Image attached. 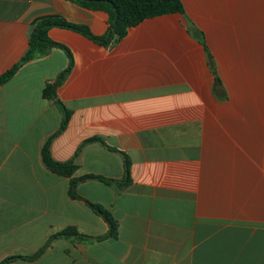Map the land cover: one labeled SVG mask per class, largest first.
I'll return each instance as SVG.
<instances>
[{
  "label": "crops",
  "instance_id": "crops-1",
  "mask_svg": "<svg viewBox=\"0 0 264 264\" xmlns=\"http://www.w3.org/2000/svg\"><path fill=\"white\" fill-rule=\"evenodd\" d=\"M184 13L144 20L122 40L70 29L48 37L73 68L57 90L72 111L51 144L77 193L118 222L116 237H59L42 257L9 264H264V0H181ZM60 17L97 37L105 11L70 0H0V76L30 50L37 20ZM60 48L0 86V263L31 257L74 228L108 224L70 196L42 150L63 113L43 91L68 68ZM101 138L106 146L85 143Z\"/></svg>",
  "mask_w": 264,
  "mask_h": 264
},
{
  "label": "trees",
  "instance_id": "trees-1",
  "mask_svg": "<svg viewBox=\"0 0 264 264\" xmlns=\"http://www.w3.org/2000/svg\"><path fill=\"white\" fill-rule=\"evenodd\" d=\"M81 7L88 8L91 10L105 11L110 16V29L108 33L103 37L94 36L88 27L83 25L72 24L60 17H46L37 20L35 23L34 31L31 36L30 50L22 58V60L15 65L12 69L8 70L0 76V86L8 83L16 73L28 62L45 57L48 55L52 48H60L64 50L69 58L68 68L55 80L52 84H48L43 91V96L47 100L54 101L56 105L60 108L63 113V121L61 128L50 137L44 148L42 150V158L44 165L54 174L71 179L69 193L70 196L75 200H81L85 202L99 217H101L109 226V232L105 236L100 238H89L79 234L74 228L65 230L62 233L52 236L46 246L41 249L38 253L31 257H11L5 259L0 264H9L16 259H26L34 261L39 259L44 255V253L49 249L51 243L59 237H78L81 239H91V240H102L109 237H116L118 233V222L114 217L102 206L94 204L84 198H82L76 191L79 183L88 180H100L107 184H118L121 186H127L130 183V164L126 160V176L123 181H115L110 179H105L98 176H85L83 178L76 179L74 174L76 172V166L72 162L58 163L55 162L50 153V147L53 139L62 133L69 121L72 114L63 102L57 98V90L63 83L67 75L71 72L73 68V56L70 50L60 44L52 41L48 37V31L53 27L70 29L78 32L90 40L107 45L112 43L114 40H122L128 34L130 28L135 27L142 23L144 20L154 17H160L164 15L174 14V13H184V7L181 0H70ZM98 142L106 146V143L101 138H92L87 140L85 143Z\"/></svg>",
  "mask_w": 264,
  "mask_h": 264
}]
</instances>
